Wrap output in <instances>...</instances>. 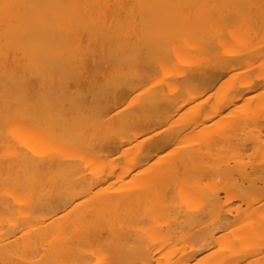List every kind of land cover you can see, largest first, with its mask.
<instances>
[{
	"label": "bare ground",
	"instance_id": "obj_1",
	"mask_svg": "<svg viewBox=\"0 0 264 264\" xmlns=\"http://www.w3.org/2000/svg\"><path fill=\"white\" fill-rule=\"evenodd\" d=\"M0 264H264V0H0Z\"/></svg>",
	"mask_w": 264,
	"mask_h": 264
}]
</instances>
